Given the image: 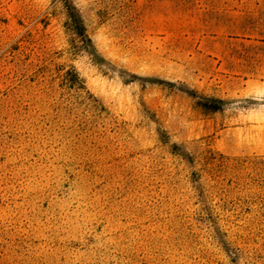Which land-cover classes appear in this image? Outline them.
<instances>
[{"label":"rangeland","instance_id":"1","mask_svg":"<svg viewBox=\"0 0 264 264\" xmlns=\"http://www.w3.org/2000/svg\"><path fill=\"white\" fill-rule=\"evenodd\" d=\"M71 1L0 0V264H264V0Z\"/></svg>","mask_w":264,"mask_h":264},{"label":"trees","instance_id":"2","mask_svg":"<svg viewBox=\"0 0 264 264\" xmlns=\"http://www.w3.org/2000/svg\"><path fill=\"white\" fill-rule=\"evenodd\" d=\"M67 9H68V15L70 18L71 28L74 31V33L80 38V43H81L82 48L85 51H87L89 54L94 56L96 54L95 46L93 44V41L90 35L87 32L86 25L84 23V20L82 18V15L79 9L73 4L71 0H67ZM73 71L78 77L77 72L75 70ZM69 81L71 84L75 85V82L73 79H70Z\"/></svg>","mask_w":264,"mask_h":264}]
</instances>
